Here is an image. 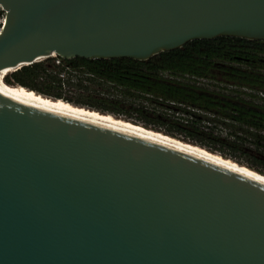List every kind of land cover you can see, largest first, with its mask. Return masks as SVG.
Here are the masks:
<instances>
[{"label": "water", "instance_id": "1", "mask_svg": "<svg viewBox=\"0 0 264 264\" xmlns=\"http://www.w3.org/2000/svg\"><path fill=\"white\" fill-rule=\"evenodd\" d=\"M0 4V70L264 40V0ZM0 264H264V183L0 93Z\"/></svg>", "mask_w": 264, "mask_h": 264}, {"label": "trees", "instance_id": "2", "mask_svg": "<svg viewBox=\"0 0 264 264\" xmlns=\"http://www.w3.org/2000/svg\"><path fill=\"white\" fill-rule=\"evenodd\" d=\"M56 58L62 63L61 69L52 64L58 69L54 74L48 71L46 61H54L48 57L21 66L3 80L84 107L88 103L51 92V81L61 84L59 71L82 70L85 79L121 88L133 102L137 100L133 111L141 120L121 115L120 109L94 104L89 109L205 149L264 176V40L223 36L194 40L145 61ZM156 107L170 113L155 114ZM149 109L152 116L147 115ZM205 116L219 119L228 131L216 132L218 123L209 119L206 124Z\"/></svg>", "mask_w": 264, "mask_h": 264}, {"label": "bare ground", "instance_id": "3", "mask_svg": "<svg viewBox=\"0 0 264 264\" xmlns=\"http://www.w3.org/2000/svg\"><path fill=\"white\" fill-rule=\"evenodd\" d=\"M52 56H55V54H52ZM41 59L43 58L41 57L37 59V61ZM14 70L15 69L13 68H3L0 70V93L6 97L46 111L111 127L130 135L169 146L194 156L212 161L218 165H222L264 183V176L255 173L245 166H240L235 162L222 158L217 154L210 153L205 149L193 146L189 143L172 138L163 133L147 129L142 125L135 124L121 118H116L109 114L100 113L82 106H75L61 99L53 100L46 98L25 87L19 85L12 86L5 83L3 80L4 76L13 72Z\"/></svg>", "mask_w": 264, "mask_h": 264}, {"label": "rangeland", "instance_id": "4", "mask_svg": "<svg viewBox=\"0 0 264 264\" xmlns=\"http://www.w3.org/2000/svg\"><path fill=\"white\" fill-rule=\"evenodd\" d=\"M50 58H53L54 61H46V64L49 69L48 71L54 74L55 72H58V69L54 68L52 64L54 63V65L59 66L61 69L62 62H58L56 57L51 56ZM45 59L47 58H43L39 61H45ZM58 76L61 79V84L51 81V92L60 93L64 98L70 99L73 102H79L82 104L88 103L87 105H84V107L87 108L89 107V104H94L109 109H120L121 115L129 113L128 115H130L131 118L139 121L141 120L139 116H137V113L133 111L137 100L133 102V98L122 91L121 88H115L114 86L102 82L89 81L85 79L86 75L82 70L70 71L64 68V70L59 71ZM44 82L47 83L49 80H45ZM149 108H153V105H149ZM154 109L156 112L153 113H160L162 116H164L162 112L170 113L160 107ZM149 111L150 112H148L147 115L152 116L151 111L153 110L149 109ZM175 115L178 114L176 113ZM206 117L208 116H205L204 118L206 124H209L208 122L212 121L209 119H213L214 122L218 123V126H215L216 132L220 131L222 135H224L228 131L227 127L222 124L219 119Z\"/></svg>", "mask_w": 264, "mask_h": 264}, {"label": "built area", "instance_id": "5", "mask_svg": "<svg viewBox=\"0 0 264 264\" xmlns=\"http://www.w3.org/2000/svg\"><path fill=\"white\" fill-rule=\"evenodd\" d=\"M6 21V10L0 4V33L2 32ZM56 57V56H53ZM58 61V60H57ZM59 62V61H58Z\"/></svg>", "mask_w": 264, "mask_h": 264}]
</instances>
